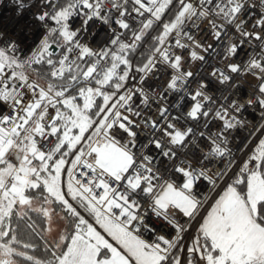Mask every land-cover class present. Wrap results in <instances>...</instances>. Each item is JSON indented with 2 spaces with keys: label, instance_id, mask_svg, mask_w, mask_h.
<instances>
[{
  "label": "snow or ice",
  "instance_id": "1",
  "mask_svg": "<svg viewBox=\"0 0 264 264\" xmlns=\"http://www.w3.org/2000/svg\"><path fill=\"white\" fill-rule=\"evenodd\" d=\"M13 6L46 32L28 58L0 33V104L11 112L0 114V264H264V0ZM97 22L111 36L94 48L85 34ZM205 27L220 53L198 38ZM245 44L252 51L242 60ZM210 49L224 62L209 74L220 85L240 87L237 75L258 81L246 104L260 123L235 150L232 133L249 124L245 103L221 102L183 67L185 53L207 63L197 50ZM158 74L167 79L153 101Z\"/></svg>",
  "mask_w": 264,
  "mask_h": 264
},
{
  "label": "built area",
  "instance_id": "2",
  "mask_svg": "<svg viewBox=\"0 0 264 264\" xmlns=\"http://www.w3.org/2000/svg\"><path fill=\"white\" fill-rule=\"evenodd\" d=\"M36 0H26V3H35ZM14 0H0V33L3 34L4 40H13L18 41L20 44V50L17 52V56L22 58H28L32 55V52L35 51L36 47H38L39 42L42 36L45 34L46 29L42 27L39 23H37L31 12H27L24 16L19 17L16 16L15 9H14ZM110 7V6H109ZM32 11H36V9H32ZM257 10H253L255 13ZM79 18L76 19L77 25L79 24ZM198 38L204 42L206 41L207 44H211L216 48V52H221V47L216 45V41L209 35V29L207 27L204 28L202 33H197ZM86 39L88 42L94 47H101L103 46L104 42L111 36V32L108 30L107 26L97 22L95 25L90 26L88 33L85 34ZM3 45V40H0V46ZM200 52L201 55H204L206 58L207 63L199 62V61H191L189 62L190 58L185 53V63L183 65L185 70H190L196 73L197 75H203L205 80L209 84L210 91L216 96L220 98V101L223 102L225 96H228L229 99H236L242 103H245V110L243 112V118L249 121V124L243 128H237L233 133L232 139V147L235 150L236 147L243 144L248 138L250 133L253 132V128L255 125L260 123L259 120V110L254 109L253 107H249L246 104V101L256 93V85L258 81L255 80L254 77H241L235 76L234 80L236 83L240 85V87L236 89H230L229 86L220 85L216 78L211 77L209 74L211 71L214 70V67H224V62H222V56L220 55H210L211 49L209 52H203L201 50H197ZM252 49L245 44L244 50L240 54V59L246 60L248 58L249 53H251ZM172 70H168V74H171ZM33 78V77H32ZM35 79V78H34ZM167 79V75L161 76L160 74L157 75L156 78L150 81L151 89L149 92L150 100H155L156 95H161L162 93V85L164 80ZM41 84H46L44 82L39 81ZM194 88L195 85H192ZM155 93V95H153ZM165 99L169 104L175 103V96L169 95L166 96ZM191 103L188 100L185 104V110H187V104ZM6 110L2 111L0 108V113L4 115H11L10 110L8 109L7 105H5ZM155 103H153L152 108L153 112L155 110ZM147 115H152V113H146ZM172 114L181 115V113L175 109L172 110ZM157 120L159 119L158 116L155 117ZM185 121L182 119L181 123ZM188 126L193 127L194 130L197 132L203 129L204 121L201 120L200 124L197 125L195 122L188 120ZM209 128L211 131H216L219 122L218 121H210ZM146 134L141 133V139H145ZM201 149L207 151V147L204 142L199 141ZM191 151L193 153L199 154V151L195 148H192ZM152 155L155 156L158 160L163 159L162 157L158 156L157 150H152ZM199 191H205L203 185ZM150 221H156L155 227L160 230L161 232L169 231L162 222L157 221L155 217L150 216Z\"/></svg>",
  "mask_w": 264,
  "mask_h": 264
},
{
  "label": "trees",
  "instance_id": "3",
  "mask_svg": "<svg viewBox=\"0 0 264 264\" xmlns=\"http://www.w3.org/2000/svg\"><path fill=\"white\" fill-rule=\"evenodd\" d=\"M144 47L147 48L148 45L145 44ZM26 72H27L29 75H31L33 78H35V79L37 78L36 73H34V72L32 71V68H31V67H30V68H27V69H26ZM39 81L44 82V83L47 82V81L44 80V79H39ZM47 238H48L49 240H51L48 234H47ZM43 254H44V253H43V249H42V248H38V250H37V252H36V255H37V256H41V255H43Z\"/></svg>",
  "mask_w": 264,
  "mask_h": 264
},
{
  "label": "rangeland",
  "instance_id": "4",
  "mask_svg": "<svg viewBox=\"0 0 264 264\" xmlns=\"http://www.w3.org/2000/svg\"><path fill=\"white\" fill-rule=\"evenodd\" d=\"M61 223L62 222L57 219L56 222L53 224L52 231L50 233H48V235H49L51 240H53L54 238H58L57 233H58V230H59V225Z\"/></svg>",
  "mask_w": 264,
  "mask_h": 264
},
{
  "label": "water",
  "instance_id": "5",
  "mask_svg": "<svg viewBox=\"0 0 264 264\" xmlns=\"http://www.w3.org/2000/svg\"><path fill=\"white\" fill-rule=\"evenodd\" d=\"M0 108L2 109V111H5L6 110V107H5V105H3V104H0ZM1 114V113H0Z\"/></svg>",
  "mask_w": 264,
  "mask_h": 264
}]
</instances>
